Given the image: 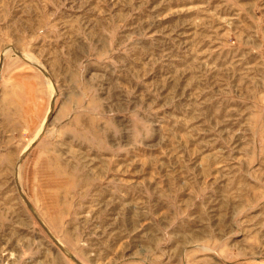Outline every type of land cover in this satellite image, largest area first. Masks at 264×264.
Returning <instances> with one entry per match:
<instances>
[{
  "label": "rangeland",
  "instance_id": "obj_1",
  "mask_svg": "<svg viewBox=\"0 0 264 264\" xmlns=\"http://www.w3.org/2000/svg\"><path fill=\"white\" fill-rule=\"evenodd\" d=\"M0 264H264V0H0Z\"/></svg>",
  "mask_w": 264,
  "mask_h": 264
}]
</instances>
